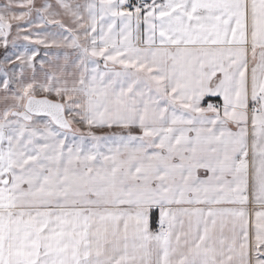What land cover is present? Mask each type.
I'll return each mask as SVG.
<instances>
[{"label":"snow or ice","instance_id":"obj_1","mask_svg":"<svg viewBox=\"0 0 264 264\" xmlns=\"http://www.w3.org/2000/svg\"><path fill=\"white\" fill-rule=\"evenodd\" d=\"M0 264H264V0H0Z\"/></svg>","mask_w":264,"mask_h":264}]
</instances>
